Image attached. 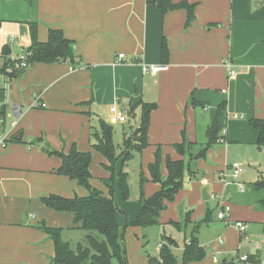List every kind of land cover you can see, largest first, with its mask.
<instances>
[{
	"label": "crops",
	"instance_id": "0c3cea01",
	"mask_svg": "<svg viewBox=\"0 0 264 264\" xmlns=\"http://www.w3.org/2000/svg\"><path fill=\"white\" fill-rule=\"evenodd\" d=\"M171 1L194 5V20L187 24L184 8L164 12L148 0H0V140L6 143L0 145V264L51 262L54 244L52 249V239L42 226L70 228L74 214L51 209L41 198L84 194L76 180L55 172L60 157L48 154L42 144H31L32 140L41 138L44 144L66 152L76 143L80 150L93 154L92 133L100 130L101 120H110V107L115 103L127 120L112 124L114 136L130 134L140 124V102L157 103L150 114L149 145L142 151L147 164L146 196L160 188L148 170L158 146L164 152L162 172L166 175V156L189 159L174 147L183 140V131L199 148L204 147L207 128L224 102L222 122L227 132L224 141L213 146L222 143L226 155L236 147L241 158L249 156L263 164L264 146L258 145V131L249 120L264 118V0ZM32 25L37 26L41 41L48 39L50 28L61 29L75 41L81 64L37 62L13 77L3 72L6 62L17 56L14 52L3 55V47L9 43L25 52L32 44ZM164 43L167 57L162 54ZM120 54L125 56L120 59ZM226 62L236 69L235 76L228 75ZM150 64H167L168 68L156 74L144 72L143 66ZM192 94L196 104L190 103ZM38 101L45 106H38ZM131 107L133 114L129 113ZM18 134H22L20 141H13ZM213 146L208 152L215 158ZM101 160L107 163L95 152L92 175L109 177L110 172L98 165ZM197 167L191 169L198 177ZM217 168L207 178L189 183L184 176L183 188L162 210L163 219H177L178 206L183 208L182 214L198 208L191 217L195 226L203 211L202 200L215 199L221 206H235L234 218L246 226L249 222L240 219L237 206L263 214L254 233L264 235V188L255 186L264 179L262 172L252 173L247 181L243 171L233 178L232 169L224 182L220 179L224 170L219 174ZM204 186L209 189L207 200L202 195ZM140 207L137 202L128 205L131 219ZM211 217L224 221L217 215ZM66 232L84 236L83 230ZM239 232L241 238L248 235L247 228ZM224 244V240L218 241L219 247ZM127 252L131 264H146L147 257L136 249L131 252L128 245ZM217 255L207 264L218 262Z\"/></svg>",
	"mask_w": 264,
	"mask_h": 264
},
{
	"label": "trees",
	"instance_id": "16d2710c",
	"mask_svg": "<svg viewBox=\"0 0 264 264\" xmlns=\"http://www.w3.org/2000/svg\"><path fill=\"white\" fill-rule=\"evenodd\" d=\"M148 2L157 4L164 12L178 8H184L187 11V24H190L194 18V5L188 2L174 3L171 0H148ZM32 44L24 52L29 64L37 62L52 63L58 61H70L73 65H80L81 58L76 53L75 41L67 38L59 28H50L48 39L41 41L37 36V26L31 28ZM162 54L168 56V47L163 44ZM10 62H6L1 69L6 73V68ZM26 69V68H24ZM24 69H16L9 75L13 77L20 74ZM191 104H196L194 95L190 98ZM141 121L140 124L132 130L130 134L124 136L123 148L118 152L114 142V127L111 123L101 120L100 130L92 133L93 148L99 151L107 163L104 167L110 172V176L104 178V183L110 189V195L94 187L91 183L92 172V153L91 151L80 150L76 143H73L68 152L52 148L47 142L43 143L41 138L32 140L31 144H42L44 150L50 155H57L61 159L60 166L55 170L59 175L68 176L74 179L78 184L85 186L88 194L80 196L75 195L66 197L59 194H48L41 200L51 209L60 212H71L74 214V224L70 228L52 227L43 225L46 233L50 236L54 244V255L51 258L52 264H113L117 259L120 264H130L128 259L127 246L124 234L120 229L117 214L118 204L114 199V187L116 179L119 178V185L123 198L129 197L128 174L124 172V166L127 161L133 158L134 153L142 152L148 145V132L150 126V114L157 108V103L140 102ZM134 107V106H133ZM131 107L129 113H134ZM226 103H222L218 110L215 122L207 128V142L198 152H194V147L198 145L196 141L188 138L183 131V140L175 143L174 147L183 156L189 157V174L195 175L191 169V161L206 157L209 149L224 138V125L222 122L223 111ZM250 125L258 131L257 143L264 146V118L254 117L249 120ZM13 141H20L16 137ZM121 159L122 169L116 177V164ZM163 152L158 146L155 151V159L148 166L151 179L160 185V188L150 196L142 193L139 214L127 226L148 227L159 223L162 210L166 208L167 202L172 201L178 191L184 186V176L187 167V161L184 158L172 159L166 156L167 175H162ZM148 179L141 175V185ZM257 188H264V179L255 183ZM264 204V199L261 201ZM193 210L186 212L182 221H172L178 228L192 223ZM211 211L207 212L206 217L195 223L189 242L185 243L182 264H188L191 261L203 260L206 256L205 249L201 244L198 232L203 223H208L212 219ZM67 230H83L84 236L74 245L71 240L66 239L64 234ZM264 231V224H263ZM176 245L175 240L168 238L167 244H163L158 255L147 254L149 264H177V257L171 247ZM261 253L248 255L247 260L223 259L220 262L211 264H261Z\"/></svg>",
	"mask_w": 264,
	"mask_h": 264
},
{
	"label": "rangeland",
	"instance_id": "374dc122",
	"mask_svg": "<svg viewBox=\"0 0 264 264\" xmlns=\"http://www.w3.org/2000/svg\"><path fill=\"white\" fill-rule=\"evenodd\" d=\"M108 122L110 123V120ZM114 133H115V130H114ZM201 141L204 142V140H201ZM114 142L118 148V152H120L121 149L123 148V142H124V136L122 132L115 134ZM220 144L222 145V143H219L213 146V149H215L216 151V153H214L216 156L215 158H213L211 153L208 152L206 154V157L202 159L200 158L201 160L198 159L197 161L194 162V164H192L193 167L198 166L197 169H199L198 171L199 179H202L203 177L207 178L209 176L210 171H213L215 167H218L216 169L218 173L219 171L224 170V172H226V174L229 176V174L232 173V168L227 167L226 165L229 164L230 162L231 163L238 162L240 164V166L243 168L242 175L246 176L247 181H249L248 179L251 178V174L252 173L255 174V172L257 174L258 172L261 171L264 176V161L262 159L261 161L263 164L261 165V164H258L256 160L250 158L249 156L248 158H241L242 153H240V151L236 147H233L232 150H229V152L226 155L224 151L223 152L221 151V148L223 147H221ZM200 149L201 148H199L196 145L194 147V152H198ZM94 150L96 153L102 155L96 149ZM94 153L92 154V163L94 161ZM256 154L259 156V158H261L260 154L257 151H256ZM261 154H263L264 156V152ZM143 155H144V152H139V153L136 152L134 153L133 158H131L129 161L125 163L124 172L128 174L129 197L127 199L123 198V194H122V191L119 185V178L116 179L115 187H114V199L120 207L119 208L120 210L118 211V223H119L120 229L122 230L124 234V239H125V243L127 246V250H128V245H129V249L131 252L133 249L134 250L136 249L143 258L144 256L147 257V254L158 255L161 246L163 244H167L168 238H172L173 240H175L176 245H173L171 249L174 252L175 256L177 257V261H178L177 264H182L183 250L185 247V243L190 239L193 229H194L193 224H189L187 226L183 225L180 228H178L172 222V220L175 221L177 219L179 221L184 220L186 213L184 212L182 214L183 208L178 206V208L176 209V211L179 209L178 211L179 217L177 219L174 217L170 218V216H168V218L166 219H163L164 214L162 212L158 224L148 226V227H136V226L126 225L128 221H131L134 219V217L132 219L130 218L131 211L128 209V205H131L132 202H137L138 204H140L142 193L144 195H146L147 193L146 182H144V184L141 185L142 171H143V174L146 173V167H147L146 162L145 164L143 162V157H142ZM154 155H155V152H154ZM164 160L165 159H164V154H163V161ZM186 161H187V167H186L187 170L185 172V180H186V183H189L191 181L196 180L198 177L189 175V170H188L189 169L188 168L189 159H186ZM163 163L164 162H162V165ZM104 164H102V160L98 163L99 167L101 168L102 167L105 168ZM199 165L203 167H199ZM121 169H122V163H119L118 161L116 164V177H118ZM162 175L165 177L167 174L165 175L162 172ZM93 177H94L93 178L94 183L91 182L92 185L96 187L97 189L103 191V193H105L106 195H110V189L103 181L104 176L94 173ZM227 181H228V178H227ZM242 184H244V187H246L245 183H242ZM80 186L84 190V194H78V195L82 196V195L88 194L87 188L82 185ZM237 188L239 190V185L237 186ZM202 204L204 205V207H203V211L201 215L198 218V222L202 221L206 217L208 211H211L212 216L217 215L221 207L219 202L215 199H209L207 201L202 200ZM236 208L239 209L240 213L242 214V217L240 219H242L243 221L246 220L245 221L246 223L247 222L251 223L250 227H249V223H247L248 235L246 236L244 235V237L241 238L239 229L235 224L237 222L236 220L239 218L238 217L234 218L235 206H232L231 210L233 212V218L232 216H229L227 220L218 222V220H216L214 217L213 220L208 222V224L202 225V227L199 230L198 236H199L200 242H203L206 256L203 260L191 261L188 264H207V262L211 260L212 255L215 253H218L217 255L218 262L222 261L224 258H228V259L232 258V259L238 260L243 255L250 256V255H256L258 253V251L260 250L262 246L261 243L264 241V235L254 233L255 231L254 225L259 223V219L262 217L263 214L248 210L245 206H242V207L237 206ZM189 210H194L193 213L195 215H196V212L199 211L198 208H191ZM46 226H49V224L47 223ZM63 227L67 228L68 226H63ZM220 236L223 238L219 239ZM64 237L66 239L71 240L72 243L75 245L76 242L78 240L80 241V239H82L83 236H81L80 238V235H78L77 232L75 233L66 232L64 234ZM220 240H224L225 244L219 247L218 241ZM50 243L53 249V243L51 240H50ZM160 244L162 245L159 246ZM261 258H262L261 261L264 264V257H261ZM128 259H129V256H128ZM129 263H130V259H129ZM46 264H51V262L48 261ZM113 264H120V263L117 259H114ZM146 264H149L148 257H147Z\"/></svg>",
	"mask_w": 264,
	"mask_h": 264
},
{
	"label": "built area",
	"instance_id": "2783aa9c",
	"mask_svg": "<svg viewBox=\"0 0 264 264\" xmlns=\"http://www.w3.org/2000/svg\"><path fill=\"white\" fill-rule=\"evenodd\" d=\"M124 56H125V54H120L119 58L122 59ZM12 60H14L15 62H10L9 65L7 66V68H6V74L7 75H11L14 72V70H16V69H24L30 65L26 60V54L24 52L21 55H17ZM226 67L228 70V75L230 77H233L236 75L237 71H236V69L233 68V66L230 62H226ZM143 68H144V72H150V73L156 74L160 71L166 70L168 68V65L167 64H150V65H144ZM38 106L44 107L45 103L38 101ZM110 113H111V116H110V123L111 124H115L117 122H124L127 120L126 113L118 107L117 103H115L114 105H112L110 107ZM235 117H239V116L236 115ZM226 132L227 131L224 128L223 134L225 135ZM222 141H224V138H221L219 142H222ZM0 145L5 147L6 146L5 141L0 140ZM232 169H233L232 176L235 179L243 171V168L240 166V164L238 162L233 163ZM220 175H221V179L224 182H227L228 175L226 174V172L223 171ZM204 181L207 182V180H204ZM229 216H231V206L228 204L222 205L219 209L217 217L219 219H222V220H227V218ZM235 224L241 231H243V232L246 231L247 226L244 222L237 221ZM187 242H189V240ZM161 245L162 244H160L159 246H161ZM261 251H262V255L264 257V246L261 247ZM213 259L215 261H217L216 255L213 257ZM239 259L242 261L247 260L248 255H243Z\"/></svg>",
	"mask_w": 264,
	"mask_h": 264
},
{
	"label": "water",
	"instance_id": "95a60500",
	"mask_svg": "<svg viewBox=\"0 0 264 264\" xmlns=\"http://www.w3.org/2000/svg\"><path fill=\"white\" fill-rule=\"evenodd\" d=\"M13 52L15 54H17V55L23 54V51H22L21 48H19L18 46H14V48H13L9 43L5 44V46L2 49V54L3 55H10ZM21 137H22V134H18L16 136L17 139H21ZM202 195H203V198L206 199V200L210 198L208 186H204L203 187Z\"/></svg>",
	"mask_w": 264,
	"mask_h": 264
}]
</instances>
